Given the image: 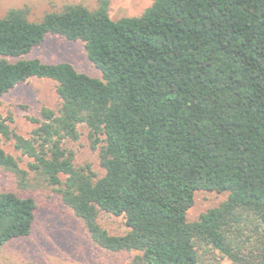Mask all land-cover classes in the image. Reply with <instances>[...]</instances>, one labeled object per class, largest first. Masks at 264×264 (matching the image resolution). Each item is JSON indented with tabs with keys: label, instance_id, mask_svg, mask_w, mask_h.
<instances>
[{
	"label": "trees",
	"instance_id": "trees-1",
	"mask_svg": "<svg viewBox=\"0 0 264 264\" xmlns=\"http://www.w3.org/2000/svg\"><path fill=\"white\" fill-rule=\"evenodd\" d=\"M107 4L0 16V96L35 77L53 80L59 98L30 118L27 137L0 113V168L22 187L32 173L95 245L134 252L128 264H264V0H152L118 19ZM51 35L82 42L101 77L31 56ZM79 125L100 177L63 145ZM2 140L29 158L26 169ZM213 190L225 198L188 220L195 193ZM35 207L0 191V245L31 233ZM100 212L126 229L110 233Z\"/></svg>",
	"mask_w": 264,
	"mask_h": 264
},
{
	"label": "rangeland",
	"instance_id": "rangeland-1",
	"mask_svg": "<svg viewBox=\"0 0 264 264\" xmlns=\"http://www.w3.org/2000/svg\"><path fill=\"white\" fill-rule=\"evenodd\" d=\"M108 13L112 19L140 15L152 0H107ZM81 3L90 9L98 0H0V16L9 8H29L31 19L40 18L47 11H58L65 4ZM45 62L68 61L79 72L101 77L100 72L87 59L83 43L67 41L60 36H48L36 46L31 54ZM56 83L47 78H29L0 96V113H11L13 130L24 137L29 136L42 107L56 110L59 98L55 92ZM76 140L65 139L63 145L74 153L76 167L89 166L96 177L104 174L98 161L97 148L91 147L88 128L78 126ZM5 152L14 156L23 169L29 158L21 155L12 141L1 142ZM28 186L22 187L16 177L0 168V191H13L20 196L31 197L35 202L34 222L31 233L22 239L0 245V264H128L134 252H112L95 245L83 223L65 206L55 192L46 186L35 185L32 173L28 174ZM63 178V177H62ZM225 193L197 191L192 206L187 211L188 220L197 218L200 212L217 205L225 198ZM98 221L103 228L113 234L122 233L126 227L122 216L100 212ZM221 264H232L223 258Z\"/></svg>",
	"mask_w": 264,
	"mask_h": 264
}]
</instances>
